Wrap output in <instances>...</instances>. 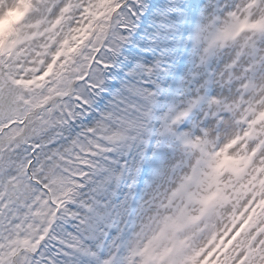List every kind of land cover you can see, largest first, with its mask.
<instances>
[{"label":"snow or ice","instance_id":"obj_1","mask_svg":"<svg viewBox=\"0 0 264 264\" xmlns=\"http://www.w3.org/2000/svg\"><path fill=\"white\" fill-rule=\"evenodd\" d=\"M0 264H264V0H0Z\"/></svg>","mask_w":264,"mask_h":264}]
</instances>
